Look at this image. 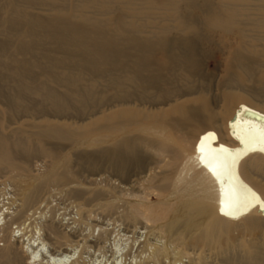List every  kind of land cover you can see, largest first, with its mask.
<instances>
[{
	"label": "bare ground",
	"instance_id": "1",
	"mask_svg": "<svg viewBox=\"0 0 264 264\" xmlns=\"http://www.w3.org/2000/svg\"><path fill=\"white\" fill-rule=\"evenodd\" d=\"M1 177L0 264L98 243L30 233L55 186L124 206L157 258L264 264V0H0Z\"/></svg>",
	"mask_w": 264,
	"mask_h": 264
},
{
	"label": "rangeland",
	"instance_id": "2",
	"mask_svg": "<svg viewBox=\"0 0 264 264\" xmlns=\"http://www.w3.org/2000/svg\"><path fill=\"white\" fill-rule=\"evenodd\" d=\"M44 159L47 160L38 157L35 161L42 163ZM74 170L78 173V182L81 185L91 186V178L101 182L100 175L82 166L78 161L74 163ZM4 181H6L5 178L1 177L0 208L7 201ZM107 186H110V183ZM32 211L34 212L29 213L31 220L28 221L30 223V233L38 232L41 224L51 218L55 220V223L63 232L69 235L76 233L82 237H90L98 241L95 244L87 242L79 246L73 245L70 248L71 252H76L77 264L188 263L185 256L171 259L157 258L155 247L164 244L163 238L157 234L149 233L150 228H147L140 221H128L125 218L126 209H124V206H120L117 211L108 213L95 206L90 216H82L78 210L76 200L62 186H55L47 194V198L42 202V205ZM206 255L207 262L216 263L221 259L215 254H208V252Z\"/></svg>",
	"mask_w": 264,
	"mask_h": 264
}]
</instances>
